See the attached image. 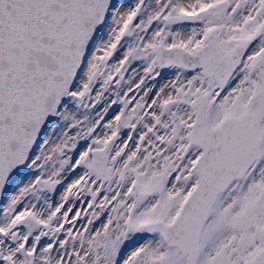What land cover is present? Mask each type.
<instances>
[{"label":"snow or ice","instance_id":"snow-or-ice-1","mask_svg":"<svg viewBox=\"0 0 264 264\" xmlns=\"http://www.w3.org/2000/svg\"><path fill=\"white\" fill-rule=\"evenodd\" d=\"M0 264H264V0H0Z\"/></svg>","mask_w":264,"mask_h":264}]
</instances>
